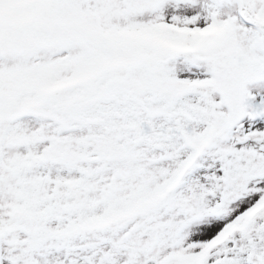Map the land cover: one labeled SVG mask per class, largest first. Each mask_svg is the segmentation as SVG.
I'll list each match as a JSON object with an SVG mask.
<instances>
[{
  "label": "snow or ice",
  "instance_id": "6c2138e0",
  "mask_svg": "<svg viewBox=\"0 0 264 264\" xmlns=\"http://www.w3.org/2000/svg\"><path fill=\"white\" fill-rule=\"evenodd\" d=\"M0 264H264V0H0Z\"/></svg>",
  "mask_w": 264,
  "mask_h": 264
}]
</instances>
